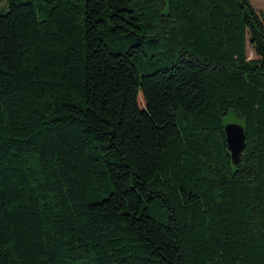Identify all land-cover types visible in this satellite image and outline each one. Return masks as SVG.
I'll return each mask as SVG.
<instances>
[{
  "label": "trees",
  "instance_id": "obj_1",
  "mask_svg": "<svg viewBox=\"0 0 264 264\" xmlns=\"http://www.w3.org/2000/svg\"><path fill=\"white\" fill-rule=\"evenodd\" d=\"M0 264H264L251 0H0Z\"/></svg>",
  "mask_w": 264,
  "mask_h": 264
},
{
  "label": "water",
  "instance_id": "obj_2",
  "mask_svg": "<svg viewBox=\"0 0 264 264\" xmlns=\"http://www.w3.org/2000/svg\"><path fill=\"white\" fill-rule=\"evenodd\" d=\"M226 141L233 165H237L245 150V128L238 123L225 125Z\"/></svg>",
  "mask_w": 264,
  "mask_h": 264
},
{
  "label": "rangeland",
  "instance_id": "obj_3",
  "mask_svg": "<svg viewBox=\"0 0 264 264\" xmlns=\"http://www.w3.org/2000/svg\"><path fill=\"white\" fill-rule=\"evenodd\" d=\"M251 3L253 5V7L262 15V17L264 19V0H251ZM40 17H42V14H40ZM248 53H249L250 58L254 57L253 52L250 49H249ZM140 102H141V100H140ZM141 106H143L142 102H141ZM225 123L226 124L235 123L234 118L233 117L227 118L225 120ZM238 124H240V123H238Z\"/></svg>",
  "mask_w": 264,
  "mask_h": 264
}]
</instances>
